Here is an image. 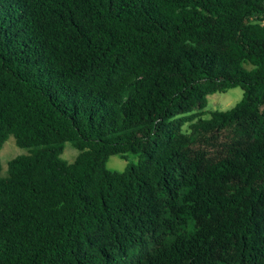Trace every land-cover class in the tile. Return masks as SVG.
I'll use <instances>...</instances> for the list:
<instances>
[{
    "label": "trees",
    "instance_id": "1",
    "mask_svg": "<svg viewBox=\"0 0 264 264\" xmlns=\"http://www.w3.org/2000/svg\"><path fill=\"white\" fill-rule=\"evenodd\" d=\"M10 135L0 264H264L263 0H0Z\"/></svg>",
    "mask_w": 264,
    "mask_h": 264
},
{
    "label": "rangeland",
    "instance_id": "2",
    "mask_svg": "<svg viewBox=\"0 0 264 264\" xmlns=\"http://www.w3.org/2000/svg\"><path fill=\"white\" fill-rule=\"evenodd\" d=\"M242 97V90L239 86L228 89L225 93L215 92L207 96V105L205 110H226L234 106ZM203 118H209L206 113ZM186 128V125L184 126ZM28 150L16 145L13 136H9L0 148V162L2 165L1 174L5 175L8 161L18 155L27 154ZM78 151L71 145L70 142H65L61 158L68 162H72ZM128 161L137 163V156L133 154L128 155ZM127 164V160L118 155L110 156L106 162V166L111 171H122Z\"/></svg>",
    "mask_w": 264,
    "mask_h": 264
},
{
    "label": "built area",
    "instance_id": "3",
    "mask_svg": "<svg viewBox=\"0 0 264 264\" xmlns=\"http://www.w3.org/2000/svg\"><path fill=\"white\" fill-rule=\"evenodd\" d=\"M263 3H264V0H263Z\"/></svg>",
    "mask_w": 264,
    "mask_h": 264
}]
</instances>
